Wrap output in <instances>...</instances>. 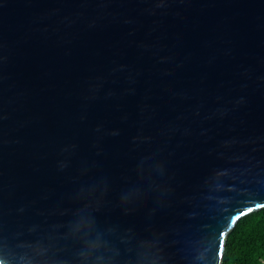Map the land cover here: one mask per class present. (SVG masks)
<instances>
[{"label": "water", "instance_id": "water-1", "mask_svg": "<svg viewBox=\"0 0 264 264\" xmlns=\"http://www.w3.org/2000/svg\"><path fill=\"white\" fill-rule=\"evenodd\" d=\"M95 184L165 264H222L264 209V0H0V236Z\"/></svg>", "mask_w": 264, "mask_h": 264}, {"label": "clouds", "instance_id": "clouds-1", "mask_svg": "<svg viewBox=\"0 0 264 264\" xmlns=\"http://www.w3.org/2000/svg\"><path fill=\"white\" fill-rule=\"evenodd\" d=\"M137 180L126 178L125 188H133ZM106 194L100 184L81 187L66 222L43 233L30 229L31 239H0V264H165L157 234L136 236L98 219Z\"/></svg>", "mask_w": 264, "mask_h": 264}, {"label": "trees", "instance_id": "trees-1", "mask_svg": "<svg viewBox=\"0 0 264 264\" xmlns=\"http://www.w3.org/2000/svg\"><path fill=\"white\" fill-rule=\"evenodd\" d=\"M222 264H264V209L237 222L227 237Z\"/></svg>", "mask_w": 264, "mask_h": 264}, {"label": "snow or ice", "instance_id": "snow-or-ice-1", "mask_svg": "<svg viewBox=\"0 0 264 264\" xmlns=\"http://www.w3.org/2000/svg\"><path fill=\"white\" fill-rule=\"evenodd\" d=\"M0 239H3V237H2V236H0Z\"/></svg>", "mask_w": 264, "mask_h": 264}]
</instances>
